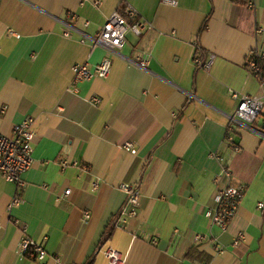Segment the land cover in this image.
<instances>
[{"label":"crops","instance_id":"crops-1","mask_svg":"<svg viewBox=\"0 0 264 264\" xmlns=\"http://www.w3.org/2000/svg\"><path fill=\"white\" fill-rule=\"evenodd\" d=\"M171 1L177 5L0 0V132L12 135L35 118L26 187L18 191L0 174V264H108L107 248L125 264H264V116L252 129L231 123L238 103L228 93L262 94L247 61L264 52V0ZM125 3L153 27L127 35L107 79L78 82L70 92L73 66L94 67L108 54L90 38ZM197 43L213 57L208 72L193 63ZM140 55L151 58L145 71L135 64ZM93 96L102 99L97 107L88 102ZM126 142L136 155L123 149ZM222 169L247 189L225 232L205 216L226 185L224 177L216 182ZM124 182L141 184L140 210L114 229ZM16 195L22 203L10 210ZM239 233L245 239L235 247ZM26 237L44 245V261L21 252ZM215 241L224 254H216Z\"/></svg>","mask_w":264,"mask_h":264},{"label":"built area","instance_id":"built-area-1","mask_svg":"<svg viewBox=\"0 0 264 264\" xmlns=\"http://www.w3.org/2000/svg\"><path fill=\"white\" fill-rule=\"evenodd\" d=\"M163 1L168 4L177 5L176 1ZM94 4L98 6L100 2L96 1ZM71 18L72 20H78L76 15H71ZM88 25L89 22H86L85 26ZM152 27V23L145 19L139 11L129 3H125L122 11L118 9L114 11L103 25L98 35L94 38H90L94 47H103L107 50L108 54L94 67H91L87 63L74 65V80L70 92L74 94L78 92L76 88L78 82L91 81L96 78L107 79L112 71V55L124 48L127 35L133 33L140 37ZM65 35L66 37H71V32H67ZM83 37V42H85L88 37L87 35H83ZM150 62V56L140 55L135 64L145 71L149 68ZM193 63L197 70L208 72L212 67L213 57L207 55L201 45L197 43L194 48ZM247 68L259 82L262 94L252 97L243 95L233 89H229L228 93L238 103L235 114L231 116V123H245L249 129H252L259 117L264 116V52H254L247 61ZM88 102L92 106L97 107L101 104L102 99L98 96H93ZM34 123L35 118L28 116L21 123L14 126L12 135H6L0 132V174L3 175L6 181L14 184L18 191L26 187L23 175L30 170L34 164ZM228 141L235 145L232 136H228ZM234 148L236 150L239 149L238 145H235ZM123 149L133 155L138 153L134 143L131 142H126L123 145ZM59 163L63 170L69 165V162L65 158L60 160ZM220 177L225 178L226 185L216 193L214 198L215 205L207 209L205 216L210 220L213 227H217L222 232H225L236 218L247 189L243 185H236L233 183L232 173L228 169H222L220 175L216 177V182L219 181ZM120 189L125 193L126 200L114 218L112 224V228L114 229L126 228L129 222L138 216L140 210V199L142 196L141 184L138 182H124L120 185ZM71 194L72 189H66L61 195L57 196L56 201L60 202ZM21 203L22 199L19 195H16L9 209L11 210ZM258 209L260 211L264 210V202L258 203ZM84 217L85 219H89L90 214L86 212ZM244 239V233H239L233 245L238 247ZM196 240L203 241L204 236L197 235ZM102 248L103 246L100 244V249ZM214 249L217 255H222L226 251L225 246L217 241L214 242ZM20 250L23 254H34L39 261H44L48 255L43 244L29 237L23 239ZM103 253L108 260V264L126 263V259L122 254L113 248L104 249ZM57 261H59V259H57Z\"/></svg>","mask_w":264,"mask_h":264}]
</instances>
